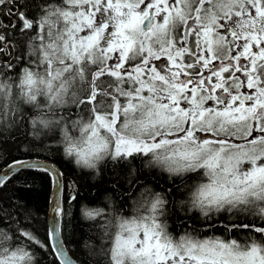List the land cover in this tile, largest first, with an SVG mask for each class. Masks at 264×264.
Returning <instances> with one entry per match:
<instances>
[{"label": "snow or ice", "instance_id": "snow-or-ice-1", "mask_svg": "<svg viewBox=\"0 0 264 264\" xmlns=\"http://www.w3.org/2000/svg\"><path fill=\"white\" fill-rule=\"evenodd\" d=\"M45 130L76 165L110 164L113 192L132 190L133 214L113 209L92 249L104 264H264V0H0V159ZM8 168L38 169L56 194L40 235L0 174V264H73L64 173Z\"/></svg>", "mask_w": 264, "mask_h": 264}, {"label": "trees", "instance_id": "trees-1", "mask_svg": "<svg viewBox=\"0 0 264 264\" xmlns=\"http://www.w3.org/2000/svg\"><path fill=\"white\" fill-rule=\"evenodd\" d=\"M22 107L28 108L26 105H22ZM60 138L58 130L42 131L41 138L35 141L36 147L32 151L25 152L22 147L21 151H13L6 158L0 159V172L5 166L17 159H48L55 163L64 173L61 195L62 203L66 209V215L62 222L61 237L63 243L74 259L80 262L86 261V264H97V261L99 264H104L100 256L92 254V249L94 247L99 251L102 244H107L104 233L108 230L107 221L110 219L113 209L127 216L132 215V204L135 197L131 189L127 193H123V190L112 191L114 173L110 170V164L104 168L101 175L95 170L80 167L75 164L74 160L65 157L62 145L58 144ZM30 140L32 137L28 136L25 144ZM45 145H51L52 150L46 148ZM144 170L145 172L150 171L147 168ZM9 176L7 187L3 189L4 193L12 195L13 199L19 198L21 202L26 203V213L30 212L32 216L38 217V219L33 221L22 217L23 223L29 228L36 229L38 234H45L48 225V203L51 190L49 177L36 168H24ZM73 181L76 182L79 195L74 204L69 205L64 197L69 191L66 186ZM161 185L164 188L168 187L163 181H161ZM83 207L104 209V212L96 220H87L81 215ZM68 209L71 210L70 215L67 212ZM169 227L176 234L182 231V229H176L171 221H169ZM203 235H213V233H204ZM215 235H221V233H215ZM41 264L44 262L42 261Z\"/></svg>", "mask_w": 264, "mask_h": 264}, {"label": "water", "instance_id": "water-1", "mask_svg": "<svg viewBox=\"0 0 264 264\" xmlns=\"http://www.w3.org/2000/svg\"><path fill=\"white\" fill-rule=\"evenodd\" d=\"M25 161H28L29 163L39 164V165L48 164V165H50L52 167H55V168H57L59 170L58 166L55 163H53L50 160H48V159H35V158H32V159H25ZM19 170H21V168H13L12 171L9 172V168H8V165H7L0 172V174H2V173H8L10 175V174H12V173H14L16 171H19ZM55 194H56V187H55V184L53 183V191H52L51 197L53 195H55ZM59 195H60V197L62 195V177H61V190H60ZM51 217H52V211H51V207L49 205V211H48V216H47L48 224L50 223ZM61 243H63L62 238H61ZM65 251L68 253V251L66 250V248H65ZM68 256H69V259L73 260V264H77V262L75 261V259L69 253H68Z\"/></svg>", "mask_w": 264, "mask_h": 264}, {"label": "bare ground", "instance_id": "bare-ground-1", "mask_svg": "<svg viewBox=\"0 0 264 264\" xmlns=\"http://www.w3.org/2000/svg\"><path fill=\"white\" fill-rule=\"evenodd\" d=\"M52 191H53V183H51V190H50V197H49V199L51 198ZM62 191H63V177H62ZM48 209H49V203H48ZM75 261L77 262L78 260L75 259Z\"/></svg>", "mask_w": 264, "mask_h": 264}, {"label": "rangeland", "instance_id": "rangeland-1", "mask_svg": "<svg viewBox=\"0 0 264 264\" xmlns=\"http://www.w3.org/2000/svg\"><path fill=\"white\" fill-rule=\"evenodd\" d=\"M64 244V243H63ZM64 247H65V245H64ZM66 248V247H65ZM67 250V249H66Z\"/></svg>", "mask_w": 264, "mask_h": 264}]
</instances>
